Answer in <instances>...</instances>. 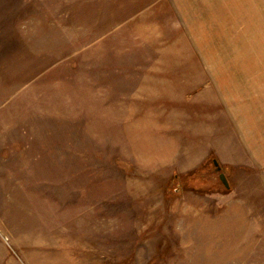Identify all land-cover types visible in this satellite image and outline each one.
I'll return each instance as SVG.
<instances>
[{
	"label": "rangeland",
	"instance_id": "obj_1",
	"mask_svg": "<svg viewBox=\"0 0 264 264\" xmlns=\"http://www.w3.org/2000/svg\"><path fill=\"white\" fill-rule=\"evenodd\" d=\"M263 85L264 0H0V264H264Z\"/></svg>",
	"mask_w": 264,
	"mask_h": 264
},
{
	"label": "crops",
	"instance_id": "obj_2",
	"mask_svg": "<svg viewBox=\"0 0 264 264\" xmlns=\"http://www.w3.org/2000/svg\"><path fill=\"white\" fill-rule=\"evenodd\" d=\"M261 95V101L251 102L245 112L238 109L234 111L231 107L228 117L230 126L224 118H219V123L213 120L211 127L216 149L228 150L230 155L229 166L223 165V162L216 158L220 165L227 166L228 169L235 165H245L247 183L251 185L254 194L261 195L264 202V85ZM218 132L221 134L220 139Z\"/></svg>",
	"mask_w": 264,
	"mask_h": 264
},
{
	"label": "water",
	"instance_id": "obj_3",
	"mask_svg": "<svg viewBox=\"0 0 264 264\" xmlns=\"http://www.w3.org/2000/svg\"><path fill=\"white\" fill-rule=\"evenodd\" d=\"M214 164H215L217 170H221L222 169V166L220 165V163L218 162L217 159L214 160ZM220 179L223 182V184H224L225 187L228 188L230 186L229 185V181L227 179V176H226V174L224 172H221L220 173Z\"/></svg>",
	"mask_w": 264,
	"mask_h": 264
}]
</instances>
